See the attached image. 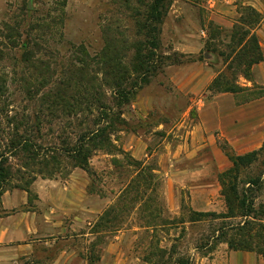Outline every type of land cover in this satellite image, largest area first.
I'll list each match as a JSON object with an SVG mask.
<instances>
[{
	"label": "rangeland",
	"instance_id": "rangeland-1",
	"mask_svg": "<svg viewBox=\"0 0 264 264\" xmlns=\"http://www.w3.org/2000/svg\"><path fill=\"white\" fill-rule=\"evenodd\" d=\"M150 3L0 0V155L13 170L0 195V249L17 243L11 229L23 231L25 220L31 229L30 253L7 264H151L159 252L191 264H255L258 254L224 242L208 251L197 247L218 222L186 217L190 209H226L210 146L189 142L199 109L216 108L205 114L210 125L221 112L207 133L218 146L225 139L220 130L231 132L237 123L235 105H245H237L245 91L207 90L226 71L235 26L256 34L263 55L247 69L248 79L236 68L237 82L264 86V0H170L159 24L165 62L134 87L127 104H118L115 83L126 88L142 75L136 52ZM249 8L258 14L243 21ZM60 81L67 94L98 92L118 111V118L95 119L111 131V145L93 151L91 173L64 153L76 138L77 105L91 99L54 97ZM247 119L237 130L262 138L264 104ZM24 141L30 148H21ZM247 143L240 140L234 151L246 152Z\"/></svg>",
	"mask_w": 264,
	"mask_h": 264
},
{
	"label": "trees",
	"instance_id": "trees-1",
	"mask_svg": "<svg viewBox=\"0 0 264 264\" xmlns=\"http://www.w3.org/2000/svg\"><path fill=\"white\" fill-rule=\"evenodd\" d=\"M169 4L170 0H151L142 25L144 40L136 52L137 65L135 67L142 72V75L126 88L115 83L118 104H127L134 94V87L136 85L140 87L147 82L156 71V67L160 68L161 64L165 62L163 61L165 56L163 57V54L158 51L160 46L159 24L167 13ZM248 10L249 13L241 16L243 21L258 14L252 8ZM231 43L233 49L226 55L224 62L226 71L219 72L213 77L207 90L211 94L247 92V97L242 100L237 99L238 104L264 96V86L252 84V86L245 87L237 82L235 75L236 68L240 67L242 75L248 79L247 69L262 60L263 55L256 34L247 28L239 27L238 29L235 26L231 34ZM118 70L121 73L127 72L123 67H118ZM64 85L63 81L58 83L59 87L55 88L54 97L75 98L76 101H84L88 96L91 99L86 105H77L76 112H74L75 116H79L76 138L66 145L67 149H64V153H68L69 158L73 161V167L85 168L91 173L89 158L93 151L100 148L108 150V146L111 145V131H107L106 125L99 126V123H95V119L104 121L109 115H116L115 117L118 118V111L107 107L105 95L101 93L95 92L93 95H88V91L79 90L76 94H67L65 90H61L60 86ZM96 112L99 118L95 117ZM217 142L225 154L224 156L230 162V165L218 174L226 209L222 212L190 209L188 217H186L190 223L203 220H217L218 222L209 235L200 238L197 247L200 249L207 247L208 251L215 244L224 242L230 250L255 252L264 258V135L258 148L244 153H236L225 139ZM20 146L25 150L27 147L30 148L26 141L22 142ZM51 148L45 146L43 151L48 150L49 153H55L56 149L51 151ZM12 174L13 170L8 163V157L0 155V195ZM155 256L157 259L151 264H191L185 257H177L171 261L173 252H168L166 258L160 252Z\"/></svg>",
	"mask_w": 264,
	"mask_h": 264
},
{
	"label": "crops",
	"instance_id": "crops-1",
	"mask_svg": "<svg viewBox=\"0 0 264 264\" xmlns=\"http://www.w3.org/2000/svg\"><path fill=\"white\" fill-rule=\"evenodd\" d=\"M242 104H245V105L241 107L235 105V107L238 108L237 109L238 119H237V123L233 124L235 127L232 128L231 132L221 131L220 129L219 130L221 132L220 135L225 138V140L229 143V145L233 148V150L238 149L239 147L238 144L240 140H242L243 142H248L247 144H244V146L251 145L249 146V148L247 147L248 148L247 151H249V150L258 148L260 146L263 136L262 138H255L254 140H250L252 138V135H253L252 133H254V131L252 132L250 130L245 131L244 129L243 130H240V129L237 130V129L240 128L239 124L241 123V121L245 122L248 120L247 118L253 117L259 113L260 107L262 104H264V101L262 98H257V99H254L249 102L242 103ZM242 104H237V105H242ZM213 108L215 107L209 108L206 105L205 107L199 109L200 121L198 125L192 130L194 135L191 138V141L189 142V144H191V146H194L195 149L200 148L201 146H204V145L210 146L215 162L217 166H219V171L221 172L222 170L226 169L230 165V162L228 158L224 156L225 154L222 152V150L216 145L215 136L212 135L213 139H210V134L207 135V133L210 132L212 128H215V126L218 125L220 121L219 113L221 112L217 113V117H218L217 124L210 125L209 122L206 120L205 118L206 112ZM223 112L226 113L227 110L224 109ZM247 122H249V120ZM258 131H260V129ZM206 139H207V142H204ZM200 140H203V142ZM22 229L23 231L20 230L19 227L15 229H11V235L13 234L12 238L15 241H17V243L9 244L7 247L0 249V264H7L9 261L17 258V256H23V255L25 256L28 253H30V243L25 240L26 238L25 234L26 232L27 233L30 232L31 229L28 223L26 222V220L24 221ZM14 235H18V236H14ZM236 254H238V252H236ZM252 258L255 264H264V258H262L261 256L256 255L255 257H253L252 255ZM56 261H58V259Z\"/></svg>",
	"mask_w": 264,
	"mask_h": 264
}]
</instances>
